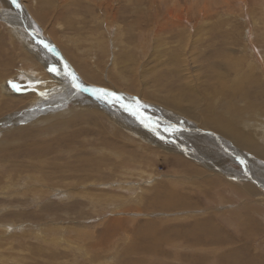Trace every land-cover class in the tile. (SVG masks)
<instances>
[{
	"label": "rangeland",
	"instance_id": "1",
	"mask_svg": "<svg viewBox=\"0 0 264 264\" xmlns=\"http://www.w3.org/2000/svg\"><path fill=\"white\" fill-rule=\"evenodd\" d=\"M17 2L89 98L84 108L72 99L64 105L69 113L25 117L36 100L0 111V152L13 150L0 156V176L8 163L17 167L0 180V198L15 199L0 202V264H264V157L235 146L251 166L232 177L243 174L246 161L222 159L225 150L215 140L228 137L223 118L246 144L250 137L264 150V0ZM0 36V56H16L13 66L0 61V85L18 84L14 79L27 72L51 77L1 10ZM58 87L46 88L50 97ZM20 88L5 95L0 86V101H25L19 98L27 87ZM91 103L137 118L141 131L147 122L152 137L100 114L91 122L84 106ZM175 131L188 137L183 147L193 157L167 149L166 140H179L170 137ZM160 138L166 139L155 143ZM44 158L57 169L84 164L86 170L81 178L54 180L57 171L37 164ZM240 184H250L252 196ZM206 221L220 232L211 236Z\"/></svg>",
	"mask_w": 264,
	"mask_h": 264
},
{
	"label": "bare ground",
	"instance_id": "2",
	"mask_svg": "<svg viewBox=\"0 0 264 264\" xmlns=\"http://www.w3.org/2000/svg\"><path fill=\"white\" fill-rule=\"evenodd\" d=\"M51 6H52V4L51 3H48L47 6H46V8H49ZM16 8H17V6H16V4H14L12 2V0H0V10H1V14H5L7 16V21L10 22L13 25L14 32L16 34H18V35H20V36L23 37L24 43L27 44V46L30 48V50H32V52L36 55V57H37V60L36 61L41 62V63H44V65H45L44 71L47 69L46 72L49 71V75L51 77H48V79H45V77H41L40 75H37L39 73L34 74V73H31L30 72L31 74H29V72H27V74H25V75L22 74L24 80L21 81L18 78L17 79L15 78L14 80L18 82V85L20 87H23V86H26L27 87V91H25L24 95L19 98V99H25V101H21L19 104L14 105L12 103L13 100L10 97H9L10 99L4 97L3 100L0 101L1 102L0 103L1 104L0 105V111L2 112V109L3 110L4 109H10V108H12L14 106L22 105L24 102L33 101V100H36L37 102H35V103H36V105L37 104L38 105L35 106V107H33L30 110L24 111V114H25L24 116L25 117L26 116L33 117L32 115L38 114L40 112H47L49 109H51V111L55 110L56 112H60L58 114H62V113H64V111L67 112V110H64V105L70 103V101L72 99H75L74 101H76V103L79 102L78 103L79 104V106H78L79 108H84L82 106V103H88V102H84V101H85V98H89V97L86 96V95H84V94H79L78 93V87L75 86L72 83L73 81L71 79V76L69 75V73H74V72L71 70V68H69V66L67 65V63L63 62L65 60L63 58H61L60 56H58L59 54H58L57 50L53 47V45L51 44V42H49L50 40L48 41V39L46 38V35L45 34L42 35L39 32L40 30L37 31V28H35V26H36L35 23L29 22V20L27 18H25L24 15H22L21 12L18 11ZM47 15H49V13H47ZM40 16H41V13L38 12L37 13V17L39 18ZM2 18H4V17H2ZM19 18H22V19L21 20H18ZM27 26H29V27H27ZM40 35H42V36H40ZM3 44H4V38L2 36H0V47ZM44 44L50 45L51 48H52V50L49 51L48 48H45L44 47ZM3 53H4L3 56H0V61H2L4 59V61L6 63H11V66H13V64H14V62L16 60V56L14 57L13 60L11 59V56H13L15 54H13L11 52H7V51H3ZM60 58H61V61H60ZM40 64H37V65L39 66ZM65 65H67V68H65ZM56 66H58V67L61 66L60 67L61 70L58 67H56ZM53 67H55L56 69L58 68V70L60 71V75H57L55 72L49 70V69H51ZM76 67L79 70L81 69V67H80L79 64H77ZM42 69H43V67H40V70H42ZM84 78L87 79V80H89V81L92 80V82H93V79L95 78V76L91 72H89L88 70H86L84 72ZM69 79H71L72 82L71 81L69 82L68 81ZM78 80L80 81V79H78ZM79 81H78V84H81ZM56 84H57V86H59L57 88V92H56L55 95H53L52 97H50L49 92L47 91L46 88L50 87L51 85H56ZM0 86H1L2 91H3V93L5 95H7L8 93L9 94L11 93V90H10L11 85L7 82V80H6V82L2 83ZM66 89L67 90L68 89L73 90V94L70 93L71 91L69 92ZM21 90H20V92H21ZM41 91H44V92L42 93ZM54 96H55V99L53 98ZM91 97H93V96H91ZM49 99H52L54 101L49 100ZM45 100H49V101L48 102H45ZM90 100H92V99H90ZM174 100H176V99H174ZM98 102H100V101H98ZM106 105H107V103L103 106V108L101 106H99L98 104L95 105V106H94V104H92V105H87V104L84 105L85 107H87V109H90L89 110V113L92 114V116L90 118V121L91 122H96V118L95 117H96V115L100 114L105 119H110V120L114 121V123H117V125H119L120 127H123L125 129H131L132 128L136 132L139 131V133L142 134L143 137H145V138L146 137H152V134L153 133L149 132V130H148L149 129V124H147V122H144L143 123V124H145L144 125V131H141L139 129V124H137L136 121H135V120H138L137 118H134L135 119L134 120V119H130L126 115L123 116L124 113L118 114V111L115 110L113 107H111V108L108 107L109 109L108 110H105L107 108ZM67 113H69V112H67ZM2 114H3V112H2ZM105 114L108 115L109 117L106 116ZM0 115H1V113H0ZM185 115L186 116H189L187 114H185ZM55 116H57V115H55ZM51 117H52V115H51ZM189 117L192 118V119H194L191 116H189ZM178 118H179L178 121L180 120L181 125H182V123H184V122L181 120L180 117H178ZM8 119H10V118H8ZM42 119L45 120V119H48V117H43ZM183 119H185V118L183 117ZM148 120H149V118H148ZM219 120H221V122L226 126L227 132H228V137H225L224 140H222V142H221L220 138L217 139L215 137L216 142H220L219 145L225 150L224 153L218 154V155H220V157H222V159L225 160V159H229V158H233V157H238V158L241 157V158H243L246 161V159L244 158L243 154L241 152L237 151L238 149L235 148V146H238V148H241V149H244V146H247V150H251V151L255 152L257 155L264 157V150L260 146L256 145L251 140L250 137H247V144H246L245 141L243 140L244 137L238 135L236 133V129L232 125L228 126L227 123H226V121H224L223 118H220ZM180 122L177 123V127L180 126L179 125ZM151 127H153V126H151ZM156 131H158V130H156ZM72 133L73 134H78V130H75L74 129L72 131ZM174 134H176V135H171L170 137H173L174 138V136H178V139L179 140L178 141H176V140L173 141L171 138H170V142H168V140H166V144L168 146L167 149L169 151H177V153H179V154L180 153L181 154H185L187 157H190V158L193 157L192 156L193 151L192 150H188V149H186V148L183 147V143L185 141H187V138L188 137H182V132L181 131H175ZM60 137L66 139V140L68 138L69 139V142L70 143L72 142V140L70 138L72 136L70 134L64 133V134H61ZM75 137H79V135L78 136L75 135ZM156 137H161V136H158L157 135ZM59 138H57V139L59 140ZM57 139L54 140V141H58ZM164 139H166V138L157 139V142H155V143H160ZM149 141H151V140H149ZM173 143H175L176 147L173 146ZM67 146H69V144H67ZM181 149H183L185 151V153L182 152ZM232 149H234L236 152L233 151ZM12 154H13V150H10L9 152H3V151L0 152V156L2 158L11 157ZM75 156H78V154H75ZM51 161L52 160L50 158H44L41 161H38L37 164H40L41 163V165H43L45 167H49L51 170L54 169L55 172L57 171L56 175H53L52 176L54 180L59 175H63L64 176L63 177L64 180L67 179V178H73L75 175H79L82 171L86 170L84 164H75V165L68 164V165H63L65 169H57L55 167H52ZM246 162H244V161L242 162L241 161V164L244 167V168H242L243 174H241V176L240 175L232 176L231 174H229V172H228V170H229L228 166H226L223 163L224 164V167H225V171H226V173H228L226 175L225 172H223V175H225L227 177L232 176V177H236V178L242 177L244 175V173L247 174V168H249V166H251V161H246ZM201 163L204 164V165H206L208 168H212V166H216L215 165L216 162H214V161H212L210 159H207V161H205V160L202 159L201 160ZM15 167H16L15 164L8 163L7 164V168H4L3 171H2V174L3 175L0 176V180H2L5 177V174L6 173H9L11 171V169H13L14 171H16L17 170L16 169L17 167L16 168ZM8 168H10V169H8ZM190 168H192V169L195 170L196 167L191 166ZM221 170H223V169H221ZM184 172H186V170ZM217 177L219 178V181H221V177L220 176H217ZM80 178H81V174H80ZM214 178H216V177H214ZM44 180H45V178H44ZM240 186L247 189V195L248 196H252L251 195V192L252 191H250V189H251L250 184H240ZM31 191L33 193H35V191H33V190H31ZM17 199H19V198H17ZM13 200H15V199L4 200L3 198H0V202H3V201L4 202H7V201L8 202H11ZM20 200H23V199H20ZM0 215H2V214H0ZM203 228H205L206 231L211 232L212 233L211 236L214 235L213 233H217L218 234L220 232V230L215 226V224L213 222L209 223L208 221H206V225L203 226ZM242 233L243 232H241V236H243V238H244V235L245 234L243 235Z\"/></svg>",
	"mask_w": 264,
	"mask_h": 264
},
{
	"label": "snow or ice",
	"instance_id": "3",
	"mask_svg": "<svg viewBox=\"0 0 264 264\" xmlns=\"http://www.w3.org/2000/svg\"><path fill=\"white\" fill-rule=\"evenodd\" d=\"M13 3H16L17 7H21V5L17 2V0H13ZM44 47L48 48L49 51L52 50L51 46L48 45V44H44ZM65 68H67V65H65ZM49 70L55 72L57 75H60V71L58 69H56L55 67H53V68H51ZM69 75L71 76V79H72V81H73L75 86L83 88V85L77 83L78 77L74 73H69ZM9 84L11 85L12 89L15 90V91H20L21 90L20 86L18 84H16L15 82L9 81ZM84 90L87 91L89 89H84ZM92 91H94V93L98 94L102 98H107V97L111 96L115 100H120L121 99V97L118 96L116 93H114V92L109 93L107 89H93ZM124 106L125 107H129L128 105H124ZM133 114H135V113H133Z\"/></svg>",
	"mask_w": 264,
	"mask_h": 264
}]
</instances>
